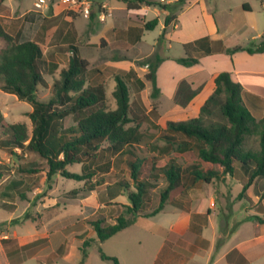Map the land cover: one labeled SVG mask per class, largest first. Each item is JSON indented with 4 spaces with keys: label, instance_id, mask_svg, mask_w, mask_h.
Returning <instances> with one entry per match:
<instances>
[{
    "label": "rangeland",
    "instance_id": "obj_1",
    "mask_svg": "<svg viewBox=\"0 0 264 264\" xmlns=\"http://www.w3.org/2000/svg\"><path fill=\"white\" fill-rule=\"evenodd\" d=\"M36 1L5 0L0 6L1 29L12 36L19 31L25 34L27 30H30L31 36L40 35L39 30L31 29V23L24 18V15L34 9L38 11V23H41V11L44 7L63 5V2L61 0H46V4L41 9H36ZM108 1L111 5L124 7V4L118 0ZM156 1L172 7L171 12L174 15L176 12L178 15L177 24L179 27L175 28L172 23L167 27L166 34L163 36L161 28L163 22H161L153 29H144L141 40H131L127 47H119L115 44L100 47L98 44L95 47H87L80 53L77 52L78 57L88 60L86 66L79 64V76L83 77L86 83H102L104 85L106 98L104 104L107 108L115 107L112 91L117 83L116 75L120 76L128 85L130 100L143 108L146 118L142 123V128L145 130L146 136L136 144L137 150L151 148L154 144L162 146L165 142L162 135L166 133L164 129L168 120L200 117L206 124L224 121L220 110V101L223 100L224 94L218 95L217 101L209 100L213 94V85L210 79L193 89L186 77L189 73L188 68L192 65L180 64L175 59L193 56L198 59L196 66H206L208 70L215 72H229L233 70V66L240 70H249L250 67L245 65L247 63L242 58L249 52L239 50L243 52L239 54L241 60H238L239 57L236 56L237 58L234 59L233 53L227 49L237 46L247 47L258 43L264 30V6L260 0H202L193 5L191 3L181 4L182 0H174L172 5L165 0ZM242 2H248L250 10L237 9V3ZM229 8L234 13V26L233 30L230 29L225 34L223 45L212 46L210 44L211 51L208 54L200 48L185 47V41L206 32L204 22L208 21V17L212 13H214L217 26H225L229 20ZM66 9L75 13L82 12V7ZM157 10H161L160 5L151 6L147 13H140V16L145 14V20L149 21L157 16ZM161 18L162 16H160ZM75 25L83 27L86 31L85 35L80 37L82 44L86 42L87 38L98 42V34L104 27L102 22L96 21L93 22L92 29L89 30L88 19L82 16L76 19ZM206 28L208 30L209 26ZM53 39L55 37L52 33L46 36L44 41L37 39L45 45L43 62L40 64L47 86L39 84L37 90V97L42 99L53 94V83L59 78L61 69L68 66L69 61L68 52L61 51L60 45H58L59 41H53ZM4 46L5 40L0 37V52ZM50 53L52 56L49 55ZM113 58L131 61L135 66H140V76L131 75V72L126 75L125 72L108 65L106 60L111 61ZM157 58L160 59L156 68L159 92L154 96L152 85L145 75L149 71V64L158 62ZM52 63H55L57 68L53 73H49L48 66ZM238 76L247 86L250 79L249 74L241 72ZM181 78L185 82L177 83ZM256 78L262 81L254 80L258 83L256 86L263 87L264 75L256 76ZM240 86L244 87L241 83ZM177 88L176 99L174 90ZM206 100H209L207 110H202ZM31 108L30 103L18 99L15 94H7L0 90V112L7 122H26L30 126V121L25 113ZM255 114L257 115V113ZM5 136L4 129L0 127V139ZM107 146L108 143L103 142L95 158H87L84 162L73 163L68 165L67 169L72 172H81L84 164L95 166L111 159L113 165L108 176L115 177V175L122 174L131 181L129 170L123 159L120 160V156L111 153L106 148ZM244 147L258 150V135L252 133L245 136ZM15 151L17 156L11 155L8 148L0 146V170L4 173L0 189L4 183L21 176L16 170L19 164L33 160L36 161L39 169L43 168L40 165L44 160L37 155L22 151L20 148H16ZM156 154L160 159H163L167 154L173 156L172 152L164 154L156 152ZM175 160L183 163L182 159L175 158ZM219 171L221 172V169ZM101 175L102 172H98L93 179L99 180L104 177ZM36 176L37 187L31 193L26 191L27 195L34 200L42 199L46 202L39 201L37 204L30 205L26 199L21 200L18 196H14L13 200H16L17 208L13 214L0 208V228L10 234H14V232L28 234L35 232L36 229L48 230L51 237L47 244L48 250L56 249L60 244L62 246L58 250L61 256L52 264H78L82 253L78 248L75 235L90 229L84 219L88 216L93 217L95 213H104L109 218L110 207L113 206L114 212L117 213L120 209L119 202H127V199L124 196H118L113 199V203L105 204L107 196L104 192H92V194L76 195L71 199L72 201L70 200L71 202L69 200V203L61 201L56 206V199L70 189L82 187L84 181L67 178L59 173L48 180L44 171ZM247 178L248 171L238 166L233 174H221L211 183L199 180L188 188L186 195H177L172 200V204L168 203L161 212L152 216L139 215L126 228L103 241H99L96 234L88 230L84 239L92 237L94 241L87 247L88 256L83 262L85 264H112V261L101 258L100 250H102L105 254L116 257L119 264H155L161 244L165 241L168 246L170 241L177 240V251L182 252L176 260L177 264L184 262L193 264H264L263 258L261 263H242L237 261L233 255H230L228 259L220 258L223 252L233 249L240 240L258 234L264 236V224L258 223L255 219V217L264 218V177L255 178L245 194L241 195ZM187 182L189 181L187 180ZM157 183L158 186L151 189V206L157 203L159 190L165 185L161 179H157ZM78 214L81 222H71V216ZM9 215L16 218L12 224H9ZM186 217H190L188 226L183 222L184 218L187 219ZM175 231L185 234H175ZM187 235L190 238H187ZM260 247H264V244H261ZM67 250L71 252L69 259L64 258Z\"/></svg>",
    "mask_w": 264,
    "mask_h": 264
},
{
    "label": "trees",
    "instance_id": "obj_2",
    "mask_svg": "<svg viewBox=\"0 0 264 264\" xmlns=\"http://www.w3.org/2000/svg\"><path fill=\"white\" fill-rule=\"evenodd\" d=\"M4 1L0 0V6ZM118 1L130 9L139 8L143 4L161 5L156 0ZM260 1L264 6V0ZM180 3L183 4L184 0ZM163 6L170 10L164 21L167 26L175 16L171 6ZM243 8L250 10L247 3H243ZM29 14L32 12L24 16ZM157 23L158 19L153 18L143 24V29H153ZM0 37L5 40V46L0 52V90L13 93L32 106V110L25 113L30 126L26 122H7L0 112V127L6 134L0 139V146L8 148L11 155L17 156L15 149L20 148L43 159L40 166L45 169L48 180L59 173L67 178L84 181L82 187L65 193L68 199L76 195L104 192L107 196L105 204H110L118 196L126 197L127 202H119L117 213L113 206L110 207L109 218L104 213H95L87 219L99 241L126 228L139 215L152 216L161 212L177 195H186L188 188L199 180L211 183L221 174H233L235 168L240 166L248 171L241 192L243 195L255 178L264 177V111L262 104H259L262 101L259 96L244 91L228 71L216 72L210 78L213 94L209 100L217 101V96L224 94L220 101L224 121L206 124L200 117L168 120L164 129L166 133L162 135L165 140L162 146L154 144L151 148L137 150L136 144L146 136L142 128L146 115L139 104L130 100L129 87L120 76H115L117 83L112 91L115 107L107 108L104 104V85L86 83L79 76V64L86 66L87 61L77 56L74 44H69L63 47L71 52L68 66L61 69L59 78L54 81L53 94L42 99L37 97V90L39 84L47 86L40 64L45 53L43 42L21 31L12 36L1 27ZM184 45L186 48H202L206 54L211 51L208 36ZM239 50L263 52L264 30L258 43L227 49L231 53ZM157 59L156 64H149V71L145 75L152 85L154 96L159 92L156 68L160 59ZM175 61L188 66L198 63V59L193 56ZM56 68L55 63L49 64L48 72L53 73ZM184 82L181 79L178 83ZM178 88L174 93L176 99ZM209 100H206L202 110H207ZM252 133L259 137L258 150L244 147L245 136ZM103 142L108 143L106 148L111 153L123 159L131 181L122 174L108 176L113 165L111 159L95 166L84 164L81 172L67 169L73 163L95 158ZM156 152H172L173 156L167 154L160 159ZM175 158L182 159L183 163L177 162ZM16 170L21 176L33 175L39 171V166L36 161H26L17 165ZM98 172H102L101 176L104 177L93 179ZM3 178L4 173L0 170V180ZM157 179L163 180L165 185L159 190L157 203L151 206L150 193L151 189L158 186ZM12 184L11 188L18 187L19 180H13ZM255 219L264 223V218ZM92 240L87 238L80 245L82 259L87 256V247ZM100 255L103 260L119 264L116 257L102 250Z\"/></svg>",
    "mask_w": 264,
    "mask_h": 264
},
{
    "label": "crops",
    "instance_id": "obj_3",
    "mask_svg": "<svg viewBox=\"0 0 264 264\" xmlns=\"http://www.w3.org/2000/svg\"><path fill=\"white\" fill-rule=\"evenodd\" d=\"M201 1L202 0H184L183 4L191 3V5H193L200 3ZM165 2H169L172 5L173 4L172 2H174V0H165ZM88 3L90 5V13L92 11V15L89 14L90 16L88 17L84 16L82 12L75 13L67 10L64 3L63 5H57V6L52 5L50 8L44 7L43 10L41 11L42 14L41 23H38L37 21V18L39 16L37 15L38 11H35L34 9L29 10V12H32V14H29L27 17L24 16V18L30 21L31 29L36 28L37 31L39 30L40 35L31 36V32H29L30 30H27L25 33L34 39H40L42 41H44V38L46 36L52 33L55 37L53 41L54 40L59 41L58 45H60L59 49L61 51H65L66 49L63 47L69 44H74L76 46L77 52L79 53L81 50H85L87 47L88 48L90 46L95 47L98 44L100 45V47H108L111 45L113 46L114 44L119 47H127L128 44L131 42V40L140 41L141 37L143 36V30H144L143 24L146 22V20H145V14L140 16V13H145V12L147 13L148 10H150L151 6H156V5L143 4L139 8L130 9L127 8V6L124 3H123L124 7L121 5H111L108 0H88ZM243 3H247L249 5L248 2L237 3L236 5L237 9L240 8L242 10H245L243 8ZM160 6H161V10L156 11L157 16L155 18L158 19L157 25L163 22L161 28L163 29L162 35L165 36L167 27L172 23L175 28L179 27V25L177 24L178 15L175 12L174 19L170 24L166 26L164 21H165V17L170 13V10L164 8L163 4H161ZM228 10H229V20L225 26H220V27L217 26V22L215 21L214 18V13H212L208 17L209 22L207 20L206 23L204 22V24L206 25L205 26L206 32L204 34L201 33L200 35L192 38L191 40L193 41L200 37L208 36L210 40V44L212 46L216 44L223 45L225 34L234 26V19H235L234 13L231 8H229ZM79 16L88 19L89 30L92 29L93 22L99 21L104 24L102 31L98 34V42L97 40H91V38H87L86 42L82 44L80 37H82V35L84 36L86 31H84L83 27L79 25L78 26L75 25V21ZM160 16H162L161 19ZM208 26L209 28L207 30L206 27ZM191 40L185 41L184 44ZM67 52L70 57L71 52L70 51ZM241 52L243 51H237L233 53L232 57L235 59V57L238 56L239 57L238 60H241L239 55L241 54ZM49 55L52 56L51 53ZM242 58L247 63L245 65L250 67V69L240 70L235 66H233V70L229 71L231 78L234 81L238 82L239 84L241 83L242 85H244V87H242L244 91L259 96L262 101V106L264 111V86L258 87L256 86L258 85V83L254 81V80L261 81L260 79H257L256 76L264 75V51L261 53H247V55H244V57ZM82 59L88 61L84 57ZM106 63L108 65L110 64L111 66H114L116 69H119L121 72H125L126 75H129L131 72V75L135 74L136 76H140L139 73L140 66L139 67L135 66L131 61L128 62L122 59L119 60V58H113L111 61L106 60ZM189 67H190L188 68L189 73L187 74L186 77L189 83L192 85L193 89L200 86L204 81L209 80L214 73L219 72V71L215 72L212 70H208L206 66H199V65L196 66V64ZM241 72L243 73L247 72L250 76L247 86H245V83L242 82L238 76ZM5 93L10 94L8 92ZM31 110L32 108L29 111ZM43 171L45 172V176H46L45 169L40 168L39 171L33 175L20 176L19 178L11 179L8 182L4 183L2 189H0V208L6 209L10 211L11 214H13V212L17 208V204L15 203L16 200H13L14 196H18L19 199L21 200L26 199L30 205L37 204L39 203V201L46 202L42 199L34 200L33 198H30L27 195V192L31 193L33 192L34 188L37 187L36 174H39L40 172ZM13 180H19L18 187L11 188L13 185L12 184ZM0 184H1V180H0ZM66 192H64L58 199L55 200L56 206L59 205V202L61 201L65 203H69L71 199L65 197ZM22 194L24 195V197H21ZM172 202L173 201L169 203L172 204ZM88 218L90 217L88 216L84 220L90 226V224L87 221ZM186 218L187 219L184 218L183 222L185 223V225L188 226L190 217H186ZM70 220L71 222L74 221L81 222L79 214L71 216ZM15 221L16 218H12V216L9 215V224H12ZM260 224H264V223H260ZM88 230L93 232L90 226V229L84 230L83 232L77 233L75 235L77 238V244L79 250H80V245L85 239L92 238V237H87L84 239V235L88 233ZM175 234L184 235L185 233L184 232L178 233L175 231ZM50 238H51L50 232L48 230L36 229L35 232L28 234H21L18 232H14V234H10L9 232H6L2 230V228H0V264H52V262H54L55 260H57V258L61 256L60 253H58V250H60L62 246H60L61 245L60 244L56 249H52L51 251L48 250L47 244L50 241ZM187 238H190V236L187 235ZM92 241H94V239ZM176 242L177 240L170 241L168 246H166L165 241L161 244L157 252L155 264H177L176 260L178 256L182 254V252L179 253L177 251L178 248L176 247ZM261 244H264V236L261 234L254 235L246 239H242L236 244V246L233 249L223 252L220 255V258L228 259L230 255H233L237 261H240L242 263H246V262L261 263L262 261L261 259L262 258L264 259V247L259 248ZM87 256H88V251H87ZM64 258L66 259L71 258V252L69 250H67L66 253L64 254ZM81 259L78 260L80 261L78 264H85V262H83L84 259L83 260ZM181 264H193V263L184 262Z\"/></svg>",
    "mask_w": 264,
    "mask_h": 264
},
{
    "label": "built area",
    "instance_id": "obj_4",
    "mask_svg": "<svg viewBox=\"0 0 264 264\" xmlns=\"http://www.w3.org/2000/svg\"><path fill=\"white\" fill-rule=\"evenodd\" d=\"M66 8L76 9L78 7H82V13L84 16L88 17L90 14V5L88 0H61ZM46 4V0H37L35 3L36 9H41L43 5ZM6 237V236H4Z\"/></svg>",
    "mask_w": 264,
    "mask_h": 264
}]
</instances>
